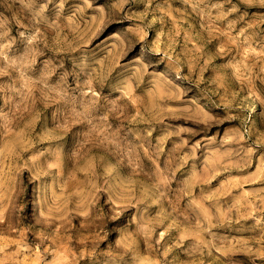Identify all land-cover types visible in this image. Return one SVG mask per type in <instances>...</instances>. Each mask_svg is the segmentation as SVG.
Returning <instances> with one entry per match:
<instances>
[{"label":"clouds","instance_id":"obj_1","mask_svg":"<svg viewBox=\"0 0 264 264\" xmlns=\"http://www.w3.org/2000/svg\"><path fill=\"white\" fill-rule=\"evenodd\" d=\"M217 169L264 171V0H0V264H264Z\"/></svg>","mask_w":264,"mask_h":264},{"label":"rangeland","instance_id":"obj_2","mask_svg":"<svg viewBox=\"0 0 264 264\" xmlns=\"http://www.w3.org/2000/svg\"><path fill=\"white\" fill-rule=\"evenodd\" d=\"M218 127L224 128L225 126L220 125ZM260 164V159L256 158L252 162V167L258 168ZM257 176L259 178H256ZM250 180H255V183H249ZM217 181H220V183L217 184ZM211 184L217 186L215 193L218 198L224 199L226 197L223 194L229 192V190H231V193L240 195L242 193V188L250 189L258 185H264V171H258L256 176H249L238 174L236 170H231V174H229V171L217 169V174L215 178L211 179Z\"/></svg>","mask_w":264,"mask_h":264}]
</instances>
